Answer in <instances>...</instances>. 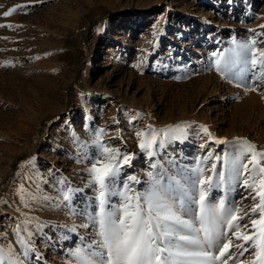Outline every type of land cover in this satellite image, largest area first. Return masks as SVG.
I'll return each instance as SVG.
<instances>
[{"label":"rangeland","instance_id":"374dc122","mask_svg":"<svg viewBox=\"0 0 264 264\" xmlns=\"http://www.w3.org/2000/svg\"><path fill=\"white\" fill-rule=\"evenodd\" d=\"M0 3V16L16 5H26L8 19L0 17V24L14 25L0 27V238L6 235L11 240L17 224L30 221L27 227L35 253L25 264H35L36 249L50 264H65L67 250L80 244L79 237L92 235L91 227L84 233L83 228L77 232L68 229L73 226L69 218H75L78 223L74 225L79 226L87 223L85 213L96 210L86 168L96 151L92 141L98 129L105 130L104 142L109 147L134 154L124 174L140 179V184L133 185L138 191L145 187L146 174L154 171L153 163L174 169L181 160L184 164L199 155L204 160L210 154L222 157L226 144H216V137L252 142V136L259 135L264 144V111L252 101H244L247 88L264 97V80L254 79L249 72L246 83L238 86L231 74L226 78L216 70L213 56L227 54L234 42L253 38L262 41L257 46L264 49V0ZM132 13L137 22L128 26ZM98 19L102 21L92 22ZM206 23L212 28L205 30ZM5 60L13 62L6 64ZM177 124L184 132L166 140L156 156L141 151L135 131H148L149 125L160 130ZM203 126L214 132V139ZM256 146L264 151L258 143ZM157 156L160 163L155 162ZM213 163L214 159H207L198 164L206 168L207 176ZM215 165L220 171L222 161L216 160ZM54 166L56 174L62 175L63 190L68 181L80 190L73 193L72 209L66 202V209L59 213L43 209L39 199L26 198L37 194L40 185H48ZM29 168L27 178L24 173ZM19 172L25 176L23 183L18 181ZM225 191L213 188L211 196L224 197ZM244 194L237 184L226 198L239 201ZM251 203L249 199L241 206Z\"/></svg>","mask_w":264,"mask_h":264},{"label":"snow or ice","instance_id":"6c2138e0","mask_svg":"<svg viewBox=\"0 0 264 264\" xmlns=\"http://www.w3.org/2000/svg\"><path fill=\"white\" fill-rule=\"evenodd\" d=\"M23 7L26 5L9 8L3 16ZM261 42L256 38L234 42L227 54L213 53L216 70L226 78L231 74L238 86L246 83L249 72L254 79L264 80V49L257 46ZM203 131L214 139L206 126ZM182 133L179 124L160 130L149 125L148 131H135L139 148L150 157L166 140ZM104 135V129L96 131L92 141L96 151L86 168L96 210L85 213L87 223L68 229L77 232V228L91 227L92 235L79 237L80 244L67 250L66 264H264V151H258L256 144L241 137L218 140L230 149L222 157L210 154L205 158L223 161L224 171L218 172L212 164L213 175L206 176L200 164L181 166L173 175L163 165L153 163L151 167H159V171L148 172L145 187L138 191L133 185L140 184V179L124 174L134 154L109 147ZM237 184L246 194L239 201L227 199ZM213 188L226 189L225 196L212 197ZM73 191L80 190L69 188L65 201L71 202ZM26 198L40 197L30 194ZM249 199L252 203L242 207ZM29 223L25 219L14 229L21 251L0 245V264H25L35 253Z\"/></svg>","mask_w":264,"mask_h":264},{"label":"bare ground","instance_id":"6f19581e","mask_svg":"<svg viewBox=\"0 0 264 264\" xmlns=\"http://www.w3.org/2000/svg\"><path fill=\"white\" fill-rule=\"evenodd\" d=\"M1 4V3H0ZM4 6V5H3ZM54 9V8H53ZM52 9V10H53ZM56 9V8H55ZM57 10V9H56ZM62 12V11H61ZM57 13H59V12H57ZM52 14H53V12H52ZM3 15V14H2ZM1 15V16H2ZM56 15V14H55ZM53 16V17H57V16ZM68 15V14H67ZM0 16V17H1ZM64 17V16H63ZM1 18H4L3 16L1 17ZM7 19H8V17H6ZM58 18H60V17H58ZM62 18V17H61ZM65 18H66V16H65ZM10 19V18H9ZM64 19V18H63ZM60 20V19H59ZM6 23L8 22L7 20L5 21ZM136 22H137V20H136V17H135V15H134V13H132L131 15H129V17H128V21H127V25L128 26H133V25H135L136 24ZM56 26H58V25H56ZM206 26V27H205ZM50 27V26H49ZM204 27H205V30H208L209 29V27H210V25H209V23H206V24H204ZM47 28V27H46ZM210 28H212V27H210ZM54 30H55V28H53ZM52 29V30H53ZM54 30L52 31V32H54ZM58 30H59V27H58ZM58 30H57V32H58ZM2 31V30H1ZM61 31V30H60ZM59 31V32H60ZM50 32V31H49ZM56 32V31H55ZM0 33H2V32H0ZM5 33V32H4ZM48 33V32H47ZM61 33V32H60ZM53 34V33H52ZM55 34V36H56V33H54ZM1 35V34H0ZM9 35V34H8ZM3 36H4V34H3ZM5 36H7V35H5ZM13 36V35H12ZM58 36H60V35H58ZM57 36V37H58ZM14 37V36H13ZM49 37V36H48ZM50 38V37H49ZM54 41H56L57 39L56 38H52ZM4 40V39H3ZM50 40H51V38H50ZM1 41V40H0ZM53 41V42H54ZM13 42V41H12ZM11 42V43H12ZM47 42V41H46ZM57 42H59V40H57ZM61 42V41H60ZM59 42V43H60ZM2 44V43H1ZM5 44V43H4ZM7 44V43H6ZM61 44V43H60ZM3 45V44H2ZM4 46H6V45H4ZM50 46V45H49ZM7 47V46H6ZM11 47V46H10ZM12 48H13V46H12ZM53 48V47H52ZM15 49V48H14ZM6 50V49H5ZM10 50H12V49H10ZM57 50V49H56ZM7 51H8V49H7ZM51 51V50H50ZM58 51V50H57ZM13 52V51H12ZM15 52V51H14ZM53 52H54V50H53ZM52 52V54H54ZM56 54V53H55ZM55 56V58H56V55H54ZM6 59V58H5ZM53 60H54V58H53ZM6 61V60H5ZM13 62V61H12ZM11 62V63H12ZM18 64V63H17ZM3 65V64H2ZM5 65V64H4ZM13 65H14V63H13ZM19 67V66H18ZM2 68V67H1ZM4 68V67H3ZM11 68V67H10ZM24 68V67H23ZM93 68V64H91L90 65V70ZM9 69V68H8ZM10 70V69H9ZM16 73V72H15ZM9 74V73H8ZM22 75V74H21ZM245 93V97H244V101H246V100H250V101H252L253 102V104H255V106H257L258 108H259V106H261L262 107V109H263V111H264V97L262 96V95H260L259 93L257 94V93H255L254 92V90L253 91H245L244 92ZM263 94V93H262ZM260 103V104H259ZM205 121V120H204ZM212 127H213V125H212ZM211 127V128H212ZM213 129V128H212ZM215 129V128H214ZM185 130V129H184ZM235 129H233V131H234ZM212 131V130H211ZM215 131V130H214ZM184 132V131H183ZM221 133V132H220ZM115 134V133H114ZM213 134H214V132H213ZM219 134V133H218ZM83 136V135H82ZM191 136V135H190ZM204 136V135H203ZM221 136H222V134H221ZM114 137V136H113ZM223 137V136H222ZM222 137H220V138H218V137H216V140H215V143L216 144H219V143H217V141L218 140H221L222 139ZM259 135H256V136H252V143H254V144H259L260 146H261V150H263L264 149V144L262 143L263 141H262V139L259 137ZM112 138V137H111ZM196 138H198V136H196ZM225 138V137H224ZM83 140V139H82ZM181 140L183 141V138H181ZM202 140V139H201ZM206 140V139H205ZM188 142V141H187ZM200 142V141H199ZM203 142V141H202ZM87 144V143H86ZM200 144V143H199ZM71 145V144H70ZM74 145V144H73ZM184 146V145H183ZM200 146V145H199ZM76 148V147H75ZM187 148V147H186ZM71 149H73V148H71ZM80 149V148H79ZM229 149H230V145L228 144H226V148L223 150V155L222 156H224L225 155V153H227L228 151H229ZM79 151V150H78ZM199 151H200V149H199ZM192 152V151H191ZM75 153V152H74ZM204 153V152H203ZM173 155V154H172ZM68 156V155H67ZM156 156V155H155ZM148 157V156H147ZM85 158V157H84ZM178 158V157H177ZM189 158H191V157H189ZM77 160V159H76ZM79 160V159H78ZM178 159H175V163H176V161H177ZM180 160V159H179ZM206 160V159H205ZM203 158H201V156L199 155L196 159H188L184 164L183 163H181L182 162V160H181V162H179V164H177V168H174V169H169L168 167H164V168H166L168 171H169V173L170 174H173V175H175L176 173H177V169H178V167H180L181 166V164H182V166L184 167L185 166V168H193L192 166H196V164H198V163H201V161H205ZM73 161V160H72ZM215 161V163H216V160H214ZM155 162H157V163H160L161 161H160V157L159 156H157V157H155ZM86 163V162H85ZM174 163V164H175ZM215 163H213V164H215ZM74 164V163H73ZM77 164V163H76ZM84 164V163H83ZM88 164V163H87ZM195 164V165H194ZM203 164V163H202ZM25 165V164H24ZM58 165V164H57ZM82 165V164H81ZM90 165V164H89ZM89 165H87V166H89ZM23 166V165H22ZM85 166H86V164H85ZM84 166V167H85ZM173 166H175V165H173ZM63 167H64V165H63ZM72 167V166H71ZM83 167V166H82ZM202 167V166H201ZM55 166H54V170L52 171V175L53 176H51V178L49 179V182H48V185L47 186H41L40 185V188H38L39 190H37V194H38V196L40 197L39 198V204H43L42 205V208L43 209H48V208H50V209H52V210H50V211H53V210H55V211H57L58 210V213H59V210H61L62 208L63 209H66V207H67V205H69L68 207V209L69 210H71L72 209V206L73 205H70L69 204V202H67V201H65L64 200V195H65V193H66V190H68L69 188H71V189H73V190H76V189H78L77 188V186L75 185V184H73V182H70V181H68L67 182V189H65V190H63L64 189V187H61L62 186V183H59L58 181H61L62 179V175H58V174H56L57 172L55 171ZM58 168V167H57ZM73 168V167H72ZM80 168V167H79ZM202 168H204V167H202ZM219 169H220V171H224V167H223V161H222V165L219 167ZM60 170V169H59ZM156 170H158L159 171V169H155L154 171H156ZM205 170H206V168H205ZM31 171L32 170H30V168L27 170V172L25 171V175H26V177L28 178V176H30V173H31ZM77 171V170H76ZM4 172V171H3ZM71 172V171H70ZM206 172V171H205ZM218 172H219V170H218ZM17 174H18V172H17ZM24 174L23 175H21V172H19V178H18V181H20V183H23V182H21L23 179H24ZM71 174V173H70ZM79 174V173H78ZM226 175H227V173H225ZM210 175H213V173L211 172V174ZM32 176V175H31ZM86 176V175H85ZM78 177V176H77ZM60 178V179H59ZM215 178V177H214ZM72 179V178H71ZM87 179V178H86ZM88 180V179H87ZM18 181H16L17 183H18V185L20 184ZM27 181V180H26ZM19 186H21V185H19ZM36 186V185H35ZM21 188V187H20ZM25 189V188H24ZM23 189V190H24ZM84 189V188H83ZM18 190H19V188H18ZM17 190V191H18ZM28 191V190H27ZM84 191V190H83ZM82 191V192H83ZM30 192V191H29ZM19 192H17V194H18ZM21 193V192H20ZM73 193L75 194L76 193V191H73ZM72 193V199L71 200H73V196H74V194ZM78 193V192H77ZM16 194V195H17ZM25 194H26V191H25ZM28 194H30V193H28ZM84 194V193H83ZM20 195V194H19ZM24 196V195H23ZM19 197V196H18ZM17 198V197H16ZM21 198V197H20ZM24 198V197H23ZM19 199V198H18ZM79 199V198H78ZM241 199V198H240ZM16 200V199H15ZM38 200V199H37ZM23 201V200H22ZM26 201V200H25ZM28 201V200H27ZM26 201V202H27ZM34 201V200H33ZM36 201V200H35ZM25 202V203H26ZM66 202H67V205L65 206V204H66ZM80 202V201H79ZM85 202V201H84ZM24 203V202H23ZM74 203V202H73ZM27 204H30V203H27ZM75 204V203H74ZM86 204L88 205L89 203L88 202H86ZM28 206H30V205H28ZM38 206V205H37ZM1 207V206H0ZM3 207H6V206H3ZM31 207V206H30ZM35 207V206H34ZM79 207V206H78ZM39 208V207H38ZM7 209V208H6ZM28 209V208H27ZM37 209V208H36ZM40 209V208H39ZM87 209V208H86ZM91 209V208H90ZM10 210V209H9ZM84 210V209H83ZM11 211V210H10ZM43 211V210H42ZM45 211V210H44ZM43 211V212H44ZM62 211V210H61ZM66 211V210H65ZM68 212V211H67ZM66 212V213H67ZM69 212H71V211H69ZM90 212V211H89ZM88 212V213H89ZM26 213H27V211H26ZM54 213H56V212H54ZM58 213H56V215H55V217L56 216H58V217H56V218H59L61 215L60 214H58ZM62 214V213H61ZM65 214V213H64ZM69 214V213H68ZM83 214V213H82ZM54 216V215H53ZM66 216V215H65ZM64 216V217H65ZM83 216V215H82ZM81 216V217H82ZM86 216V215H85ZM27 217V216H26ZM64 217H62V218H64ZM70 217V216H69ZM74 217V216H73ZM61 218V217H60ZM78 218H79V216H78ZM86 218V217H85ZM85 218H83V219H85ZM30 219V218H29ZM37 219V218H36ZM66 219V218H65ZM67 220H68V217H67ZM64 221V220H63ZM69 221L70 222H73V223H71V224H73V226H74V222L76 223H78V221H76L75 220V218L73 219L72 217L71 218H69ZM80 221V220H79ZM86 221H87V218H86ZM81 222H83V220L81 219ZM88 222V221H87ZM69 223V222H68ZM80 223V222H79ZM14 227V226H13ZM12 230V229H11ZM85 230L86 229H84V231H83V233L85 232ZM10 231V230H9ZM13 233H14V231H12ZM2 233H3V231H2ZM6 233V232H5ZM81 233V232H80ZM9 235V234H8ZM12 236V235H11ZM15 236H16V234L14 233L13 234V237L11 238V240H9V241H7L8 239H7V237L8 236H6V235H2V238H0V245H7V246H9V247H15V250L17 251V252H19V251H21V248H20V245L17 243V237L15 238ZM36 252H37V256L35 257V259H34V261H35V264H50V261L49 260H46L44 257H43V255L41 254L42 253V251H40L39 249H36ZM37 257H39V259H37ZM68 259H66V260H63V262L66 264V261H67Z\"/></svg>","mask_w":264,"mask_h":264},{"label":"trees","instance_id":"16d2710c","mask_svg":"<svg viewBox=\"0 0 264 264\" xmlns=\"http://www.w3.org/2000/svg\"><path fill=\"white\" fill-rule=\"evenodd\" d=\"M97 21H99V22H100V21H102V19H98V20H92V22H95V23H96Z\"/></svg>","mask_w":264,"mask_h":264}]
</instances>
